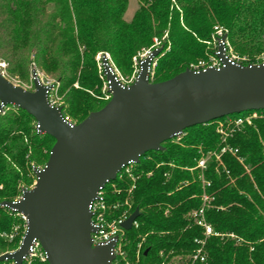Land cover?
<instances>
[{
	"label": "trees",
	"instance_id": "16d2710c",
	"mask_svg": "<svg viewBox=\"0 0 264 264\" xmlns=\"http://www.w3.org/2000/svg\"><path fill=\"white\" fill-rule=\"evenodd\" d=\"M127 7L128 0H0V59L7 61L12 77L26 80L35 65L56 78L63 113L77 123L108 102L101 98L99 52L110 53L124 70L133 56L167 32L164 48L170 45L171 50L154 76L153 82H159L205 58L203 41L219 23L229 30L235 51L252 58L243 64L263 62L254 55L264 51V0H140L131 20L124 17ZM255 113L250 121L246 115H228L188 127L179 139L164 142L163 150L140 158L129 209V215L139 209L138 227L125 229L122 243L127 261L264 264V109ZM237 118L244 119L239 126L232 123ZM54 143L53 136L37 131L36 118L26 110L7 105L0 112V255L16 250L26 230L22 215L2 203L22 195L36 177L34 167L47 162ZM202 157L207 158L203 170L196 168ZM113 184L123 190L114 191ZM130 185L131 180L125 184L116 177L105 186L107 204H120L108 210V220L128 209ZM205 192L212 197L206 219L224 235L208 238V257L201 262L192 255L204 230L192 213L202 206ZM31 262L49 264L40 256Z\"/></svg>",
	"mask_w": 264,
	"mask_h": 264
},
{
	"label": "water",
	"instance_id": "95a60500",
	"mask_svg": "<svg viewBox=\"0 0 264 264\" xmlns=\"http://www.w3.org/2000/svg\"><path fill=\"white\" fill-rule=\"evenodd\" d=\"M226 36L219 38V66L186 70L153 82L150 73L162 48L140 60L136 80L124 85L107 53L101 56L109 101L79 123L50 99L53 85L45 84L36 68L34 90L16 84L0 72V103L26 110L37 131L55 138L43 167H34L36 183L19 200L2 206L22 214L27 227L20 246L0 255V261L24 264L35 240L49 264H113L117 237L94 245L98 227L91 206L100 190L132 162L197 124L223 116L264 109V62L242 64L226 52ZM136 209L123 222L132 228Z\"/></svg>",
	"mask_w": 264,
	"mask_h": 264
},
{
	"label": "rangeland",
	"instance_id": "374dc122",
	"mask_svg": "<svg viewBox=\"0 0 264 264\" xmlns=\"http://www.w3.org/2000/svg\"><path fill=\"white\" fill-rule=\"evenodd\" d=\"M173 2H174V0H173ZM139 6H140V0H128V7H127V10H126L125 15H124L125 19L126 20H131L133 15L135 14L137 9L139 8ZM224 35L226 36V52H227L228 55H230L236 62H239V63H242V64L252 60V58H250L249 54H246V53L242 54V53H239V52L235 51V49H234V47H233V45L231 43V40H230V32H229V30L224 25L216 23L214 25L213 32L211 34L210 39L203 41V44H205V49H206V57L205 58H199L197 61L190 62L188 64V68L201 69V68H205V67H208V66H219V65H221V61H220L218 55L216 54V52L219 51V38L224 36ZM167 38H168V33L167 32L161 38L155 37L154 41H153V44L150 45V47H148V48H143L135 56H133L132 65L130 67H125L124 70L118 68L117 65L115 64L111 54L106 52L109 55L110 62L112 64L115 72L118 74L120 80L122 81V83L124 85H130L136 80L137 75H138V73L140 71V60L141 59H144L154 48H162V51L154 59L153 64H152L151 73H150V80L153 81L156 72L158 70H160L161 67H162V63L161 62L163 61V59L166 56L165 53H167V52H169L171 50L170 45H168L166 48H164L165 41H166ZM102 54H103V52H99L97 54V56H96V63H97L98 73L101 76V79L103 81V87H102L103 96L101 98H103L104 100H108L109 101V99L111 97V94L108 91L106 76H105V74L103 72V67H102V62H101ZM254 58H255V61H258V62H260L261 60H264V51L254 55ZM0 60L6 63V69H7V67H8L7 61L4 60V59H0ZM35 67H36L35 65L32 66V68L30 70V73H29V76H28V78L26 80H22V79H20L17 76L16 77L10 76L8 74V71H6V69H5V72H6V76L9 79H11L13 82H15L16 84H19V85L25 87L26 89L34 90L32 72H33V69ZM37 71L39 73L40 78L42 79V81L45 84L53 85V88H52V91H51V97H50L52 102L55 103L56 105H60V106L63 107V98L60 95V82L56 78H53V77H51L49 75H46L44 72L40 71L38 68H37ZM75 86L78 87V83L77 82L75 83ZM248 112H252V111H247V112H243V113L232 115V116L235 117V116H238V115H246ZM253 112L254 113H252V115H246V120L247 121H250L251 118H255V117L258 116V114L255 113L256 111H253ZM68 119L70 121H72L70 118H68ZM72 122L73 123H77L75 121H72ZM232 123H234V121H232ZM219 129H221V126H220ZM182 136H183V134H181L177 138L179 139ZM44 164H46V163H44ZM44 164H40L37 167H43ZM122 180H124V183L126 184V177L124 179H122ZM35 183H36V177H34L33 182L30 185H26L23 189L32 188L35 185ZM114 185L115 184H113V188H114ZM23 189H22V191H23ZM117 189L118 188L116 186V189H114V191H117ZM118 190L121 191L123 189L120 188ZM124 191H126V189ZM21 196L22 195L18 196L17 198H19ZM125 204H126V199H125ZM130 208H131V206H128V209H130ZM125 212H126V209H125V211L123 213H125ZM16 229H19V226H17ZM25 229H26V223H25ZM0 235H4V234L0 233ZM124 237L125 236L123 234L122 243L124 241ZM142 239H144V237H142ZM122 243H121V247H122ZM141 248H142V242L138 246L139 250ZM122 250H123V247H122ZM123 252H124V250H123ZM42 261H43V259H42ZM128 262L130 264H133L129 260H128ZM26 264H32V262L31 263L29 262V263H26ZM118 264H126V255H125V253H124V258L119 260ZM135 264H138V259L135 262Z\"/></svg>",
	"mask_w": 264,
	"mask_h": 264
},
{
	"label": "built area",
	"instance_id": "2783aa9c",
	"mask_svg": "<svg viewBox=\"0 0 264 264\" xmlns=\"http://www.w3.org/2000/svg\"><path fill=\"white\" fill-rule=\"evenodd\" d=\"M225 46H226V44H225ZM263 62H264V60H263ZM5 69H6V63L0 60V72L4 75H6ZM50 96H51V94H50ZM4 108H5V106H3L0 103V112H3ZM233 121H234L235 125L239 126L244 122V119L243 118H237V119H234ZM219 131L223 134L224 137H226L228 134L223 130V128L219 129ZM224 140H225V138H224ZM226 150H227L226 147H224L222 149L223 152ZM229 150L233 153H236V151H237L236 149L233 150L231 148H229ZM206 162H207V158L202 157L198 161L196 168H200L203 170L206 167ZM135 164H137V163H135V162L130 163L129 165L124 167V169L117 175V177H119L121 180L124 179L125 177H126V180H131V185L128 189L129 197L126 200V204L128 206H131V203H130L131 193H132L133 189L136 187V180L138 178V176L134 172ZM171 166L174 167L175 165L171 164ZM190 169L192 170L193 168H190ZM150 174H152V172H149V175ZM165 175H168V173H165ZM201 178H203V177H201ZM203 182L207 186H210V184H211L210 181L203 180ZM105 186L100 190L98 198L93 202V204L91 206V210L93 211L92 220H93L94 224L98 227V230L92 234L93 244L99 245V244L109 243L111 240H113L117 237L116 246H115V250H114V252L116 254V258L113 261V264H118V261L121 260L122 258H124V252L122 250L121 243H122L123 234L125 232V229L123 228L122 224L129 216V209H127L126 212L123 213L119 218H113L112 220H108V218H107V215L109 213L108 210L116 208L120 204L118 202L113 204V205L107 204L106 198H105ZM114 189H116L115 185H114ZM117 191H119V190L117 189ZM20 198L21 197L17 198L16 200H19ZM202 199H203L202 206L198 210H195L192 213V217H193L195 223L203 228L204 237L196 239L198 246L193 252L192 260L204 262V261H206V259L208 257V253L206 250V243H207L208 238L211 236H223L224 234L215 231L213 226L206 219L205 211H206V208L210 206V201H211L212 197L209 196V194L205 192L202 195ZM22 217L25 220V217L23 215H22ZM25 222H26V220H25ZM133 226L138 227L137 220L134 221ZM26 227H27V222H26ZM15 230H17V229L15 228ZM10 237L12 238L13 234ZM239 240H241V239L239 238ZM35 256H40L43 260H46L45 252L43 251L41 244L38 240H35L33 242L31 249H30V252L25 259V262L29 263L31 261V259ZM126 264H130V263L126 260ZM160 264H165V262H161Z\"/></svg>",
	"mask_w": 264,
	"mask_h": 264
}]
</instances>
